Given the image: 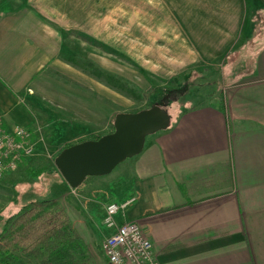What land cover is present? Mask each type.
I'll return each mask as SVG.
<instances>
[{
	"label": "crops",
	"instance_id": "obj_1",
	"mask_svg": "<svg viewBox=\"0 0 264 264\" xmlns=\"http://www.w3.org/2000/svg\"><path fill=\"white\" fill-rule=\"evenodd\" d=\"M169 3L195 52L219 63L224 98L185 107L169 127L147 136L143 150L122 161L119 178L131 173L124 193L112 194L111 186L107 197H135L116 215L117 224L139 219L160 264H264V0ZM16 55L21 62L12 53L13 64ZM7 71L13 78H0V116L9 125L28 123L29 108L16 93L30 76ZM85 180L76 187L81 192ZM93 201H79L74 226L93 263L111 264L91 248L114 231Z\"/></svg>",
	"mask_w": 264,
	"mask_h": 264
},
{
	"label": "rangeland",
	"instance_id": "obj_2",
	"mask_svg": "<svg viewBox=\"0 0 264 264\" xmlns=\"http://www.w3.org/2000/svg\"><path fill=\"white\" fill-rule=\"evenodd\" d=\"M170 6L169 0H0V78L11 82L8 68L17 70L15 76H30L16 96L32 121L14 124L43 136L22 168L0 179V230L30 198L58 197L73 225L82 210L79 201L94 200L102 219L106 205L117 201L106 189L123 194L131 173L120 179V162L110 173L89 175L81 192L55 164L62 148L112 131L119 111L158 104L173 120L185 107L224 98L219 63L195 52ZM12 53H20V63L18 55L11 62ZM105 238L91 243L95 254L106 256Z\"/></svg>",
	"mask_w": 264,
	"mask_h": 264
},
{
	"label": "trees",
	"instance_id": "obj_3",
	"mask_svg": "<svg viewBox=\"0 0 264 264\" xmlns=\"http://www.w3.org/2000/svg\"><path fill=\"white\" fill-rule=\"evenodd\" d=\"M92 259L84 237L55 196L23 202L0 230V264H91Z\"/></svg>",
	"mask_w": 264,
	"mask_h": 264
},
{
	"label": "water",
	"instance_id": "obj_4",
	"mask_svg": "<svg viewBox=\"0 0 264 264\" xmlns=\"http://www.w3.org/2000/svg\"><path fill=\"white\" fill-rule=\"evenodd\" d=\"M171 120L168 109L158 104L119 111L112 131L65 146L55 164L70 187L76 188L89 175L110 173L120 162L140 153L147 136L169 127Z\"/></svg>",
	"mask_w": 264,
	"mask_h": 264
},
{
	"label": "built area",
	"instance_id": "obj_5",
	"mask_svg": "<svg viewBox=\"0 0 264 264\" xmlns=\"http://www.w3.org/2000/svg\"><path fill=\"white\" fill-rule=\"evenodd\" d=\"M41 140L40 131L23 124H6L0 116V179L34 155ZM134 199L106 205L105 223L114 231L104 239L102 249L111 264H160L139 219L117 224L116 215Z\"/></svg>",
	"mask_w": 264,
	"mask_h": 264
}]
</instances>
